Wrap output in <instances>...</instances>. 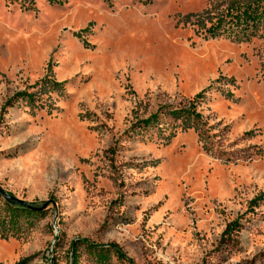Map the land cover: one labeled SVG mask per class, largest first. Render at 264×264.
<instances>
[{
    "label": "rangeland",
    "instance_id": "rangeland-1",
    "mask_svg": "<svg viewBox=\"0 0 264 264\" xmlns=\"http://www.w3.org/2000/svg\"><path fill=\"white\" fill-rule=\"evenodd\" d=\"M61 1L0 0V186L46 204L0 264H51L57 238L62 264L78 238L133 264H264V25L206 36L229 0ZM191 104L203 123L173 115Z\"/></svg>",
    "mask_w": 264,
    "mask_h": 264
},
{
    "label": "trees",
    "instance_id": "trees-1",
    "mask_svg": "<svg viewBox=\"0 0 264 264\" xmlns=\"http://www.w3.org/2000/svg\"><path fill=\"white\" fill-rule=\"evenodd\" d=\"M48 1L50 3H62L61 0ZM198 23L201 24V30L206 36H226L239 42L248 40L257 33L262 25H264V0H229L225 10L213 17L207 16V18H200ZM203 93V91L198 93L195 98L201 97ZM28 97L29 100L33 101V94ZM191 106L192 108L182 112L177 110L172 111V113L176 118L181 117L185 121H193L194 125L195 123H203L198 112L193 108L194 104H191ZM161 121L162 118L159 114H153L148 119L144 120V124L139 125L138 129L160 128ZM44 214L43 210H34L11 203L0 195V237L2 239H8L10 236L16 235L21 227L22 221L30 222L32 217L43 216ZM61 243L62 240L57 238L56 244L54 245L53 256L50 258L51 264H62L56 252L61 246ZM82 246H84L93 257L94 264H110L113 257L127 264H133V259L130 258L117 243L97 244L85 238H78L71 241L66 253L67 259L70 260L69 264L80 263V249ZM30 260V257H25L14 264H28ZM41 264L46 263L43 262Z\"/></svg>",
    "mask_w": 264,
    "mask_h": 264
},
{
    "label": "water",
    "instance_id": "water-1",
    "mask_svg": "<svg viewBox=\"0 0 264 264\" xmlns=\"http://www.w3.org/2000/svg\"><path fill=\"white\" fill-rule=\"evenodd\" d=\"M0 195L7 201L11 202V203H14V204H18V205H22L24 207H28V208H31V209H34V210H43L46 206L43 205L41 207H37L34 203L32 202H27V201H24L22 199H19L18 197L14 196L13 194H10L8 191H6L5 189H3L1 186H0Z\"/></svg>",
    "mask_w": 264,
    "mask_h": 264
}]
</instances>
